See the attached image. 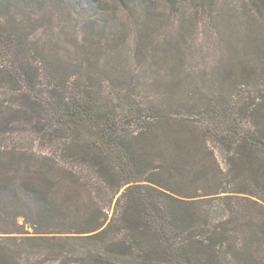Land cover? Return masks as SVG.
Wrapping results in <instances>:
<instances>
[{
	"label": "trees",
	"instance_id": "16d2710c",
	"mask_svg": "<svg viewBox=\"0 0 264 264\" xmlns=\"http://www.w3.org/2000/svg\"><path fill=\"white\" fill-rule=\"evenodd\" d=\"M9 6L0 0V94L12 95L0 96V233L11 235L0 264H264V97L224 118L210 102L191 104L195 117L95 97L64 55L7 26Z\"/></svg>",
	"mask_w": 264,
	"mask_h": 264
},
{
	"label": "rangeland",
	"instance_id": "374dc122",
	"mask_svg": "<svg viewBox=\"0 0 264 264\" xmlns=\"http://www.w3.org/2000/svg\"><path fill=\"white\" fill-rule=\"evenodd\" d=\"M1 16L30 41L41 39L45 50L64 55L71 80L95 97L155 100L195 117L203 108L190 105L210 102L218 118L264 97V2L10 0ZM74 242L89 247L79 239L62 245L73 249Z\"/></svg>",
	"mask_w": 264,
	"mask_h": 264
}]
</instances>
